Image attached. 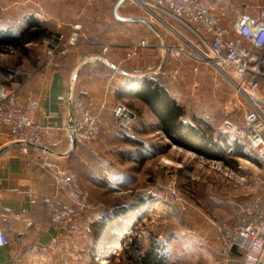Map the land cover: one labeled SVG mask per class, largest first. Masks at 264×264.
Masks as SVG:
<instances>
[{"label": "crops", "instance_id": "crops-1", "mask_svg": "<svg viewBox=\"0 0 264 264\" xmlns=\"http://www.w3.org/2000/svg\"><path fill=\"white\" fill-rule=\"evenodd\" d=\"M9 1L7 5L22 6L23 21L33 16L48 27L52 34L65 38L70 37L73 26L79 23L83 27V35L80 43L71 48L67 55L57 58L53 65L45 64L27 77L10 84L16 89L20 100H26L31 93L38 101L35 121L48 127L45 147L48 151L31 146L28 154L22 153V145L13 142L8 130L0 126V230L5 232L9 241L8 245L0 247V264H87L89 258L85 253L92 241V225L114 208L108 201L95 198L90 191L89 203L92 207L82 208L81 198L73 191L68 173H76L74 169H77L79 162L84 161L86 165L93 166L92 161H88L87 153L96 154L98 149H108V139L115 128L111 108L134 94V100L139 105L136 111L138 122L131 131L135 137L130 139L146 145L142 137L150 133V127L157 126V120L138 96L142 87L141 79L154 77L158 80L160 75H165L162 69L178 65L162 48L171 44L167 42V35L161 33L147 17L143 18L141 8L130 0L120 5L121 0H99L92 5H88L86 0ZM205 2L224 11L227 24L234 23L237 11L256 16L264 7V0ZM171 19L181 32H185L186 27L181 22L173 17ZM177 27L173 28L177 30ZM142 39L149 40V48L143 50L138 58L126 60L129 48ZM166 87L184 107V101L171 92V86ZM76 100L83 101L100 118L102 134L100 141L94 144L87 145L77 140L74 151L69 154L72 145L69 125L73 102ZM157 132L162 134L158 128ZM165 140L170 150L176 147ZM238 162L235 171L238 164H242ZM245 169L249 171L247 166ZM201 178V208L194 207V201H188L189 208L198 209L197 212L202 216L197 225L202 231L209 228L208 222L213 220L211 214L217 215L218 220L233 214L234 206L229 204V200L237 202L261 194L236 185L228 186L206 175ZM79 180L85 188L80 177ZM134 202H123L116 207ZM59 210L76 214L72 228L63 229L52 223V214ZM206 236L209 241V236ZM76 256L81 257L79 262ZM218 260H221V264H236L233 255L226 254Z\"/></svg>", "mask_w": 264, "mask_h": 264}, {"label": "rangeland", "instance_id": "rangeland-1", "mask_svg": "<svg viewBox=\"0 0 264 264\" xmlns=\"http://www.w3.org/2000/svg\"><path fill=\"white\" fill-rule=\"evenodd\" d=\"M7 1L10 2L0 0V29L19 32L24 28L23 8L18 4L7 5ZM140 13L143 18L147 17L146 19L161 33L167 35V42L173 46L176 45L179 37L171 28L151 17L143 9ZM165 19L173 27H177L171 17H165ZM186 30L181 32L177 27V31L196 43L197 37L190 29L186 28ZM48 39L49 37L29 45L28 54L9 47L1 48L0 84L10 87L12 82L27 77L28 74L45 65L49 48ZM183 57L181 60L184 67L180 77L160 75L158 81L165 86H171V92L184 101L186 115L183 121L185 123L193 122L207 135L222 142L221 127L227 119L240 121L242 117L237 109L244 98L237 92L230 78L206 65H202L195 73L192 68L193 61ZM181 60L174 59L175 64L179 66ZM134 96L135 94L120 101L136 112L139 105L134 100ZM112 123L115 128L109 136L108 149H98L96 154L87 153L88 161H92L93 166L86 165L84 161L79 162L74 171L91 195L93 193L95 198L103 199L104 202L108 201L111 208H118L116 205L123 202L127 204L129 201H136L140 198L149 199L144 209L128 222L126 229L117 231V236L120 239H125L126 235L131 238L139 236L144 239L146 245L151 238L156 239L164 244L170 264H221L222 259H218L226 254L233 255L236 264H242L243 254L237 250L225 249L218 240L217 224L231 220L232 215L218 220L217 215L211 214L213 220L208 222L210 226L203 232L197 226L202 220V216L197 212L199 210L196 211L193 207L183 210L180 204L171 201L169 191L174 186L181 193L187 205L190 199L194 201V207L201 208L202 200L199 199V195L203 192L201 177L206 175L228 186L236 185V187L247 188L252 193L258 194L261 193L258 186L238 184L236 180L230 181L225 174L229 175L230 172H234L235 164L239 161L238 163L249 168L248 172L251 176L254 175V178L259 179L264 175V166L256 162H252L251 165L245 164L238 149L229 150L222 145L226 154L225 159L216 160L222 162L221 168L213 169L210 167L212 164L207 160L214 159H207L178 146L170 150L165 137L157 132V126L150 127V133L142 137L146 140V145H144L153 149L147 150L146 147H139L141 149L139 151L145 157L140 163L137 160L138 149H133L129 143V139L135 137L134 133L123 132L115 120ZM101 134L98 139L85 143L89 145L99 142ZM128 152L133 154L132 157H136L135 162ZM121 192L125 194L121 195ZM73 224L75 225V222ZM131 226L132 230H130ZM72 227L73 225L70 228ZM206 235L209 236V241ZM126 240L130 241V239ZM116 243L115 247L103 250V258L91 259L87 264H126L122 254L123 246L117 241ZM85 254L89 258L88 252ZM80 260L81 257L78 262Z\"/></svg>", "mask_w": 264, "mask_h": 264}, {"label": "built area", "instance_id": "built-area-1", "mask_svg": "<svg viewBox=\"0 0 264 264\" xmlns=\"http://www.w3.org/2000/svg\"><path fill=\"white\" fill-rule=\"evenodd\" d=\"M98 1L86 0V3L92 5ZM130 1L178 33L179 41L175 46L169 44L162 47L171 58L181 60L185 56L193 61L195 73L202 65H206L232 80L235 89L244 98L237 109L242 118L240 121H224L221 127V144L229 150L238 149L245 164L256 162L264 166V7L256 16L246 11H237L234 23L227 24L226 13L205 0ZM165 17H173L190 29L197 37V42L173 28ZM82 32V25L77 23L68 39L59 34L50 35L46 65H53L57 58L67 55L71 48L77 46ZM149 46L148 39L140 40L129 48L126 60L138 58ZM179 62V66L167 67L162 71L167 76L180 77L184 64L182 60ZM38 108V101L33 94L30 93L22 101L16 89L0 84V126L8 130L13 142L22 145V153L25 154L29 153V148L33 145L46 147L49 130L47 126L36 123ZM111 113L125 133L131 132L138 122L137 113L124 102L116 103L111 108ZM70 123L76 140L93 141L101 134L100 118L81 100L73 102ZM207 162L212 164L210 167L213 169L221 168V161ZM68 176L73 191L81 198V207L91 208L90 193L83 188L78 175L69 172ZM225 176L230 181L236 180L238 184L258 186L261 195L237 202L229 200V204L234 206L232 219L217 224L218 240L225 249L241 252L244 264H264V175L259 179L254 178L240 164L236 171L229 175L226 173ZM169 196L183 210L189 208L174 186L170 188ZM75 218V213L59 210L52 214L51 221L56 227L69 229L74 225ZM8 243L7 235L0 230V247ZM105 248L100 250L98 259L104 257ZM76 259L79 260L80 256H76Z\"/></svg>", "mask_w": 264, "mask_h": 264}, {"label": "trees", "instance_id": "trees-1", "mask_svg": "<svg viewBox=\"0 0 264 264\" xmlns=\"http://www.w3.org/2000/svg\"><path fill=\"white\" fill-rule=\"evenodd\" d=\"M50 35L52 33L48 27L33 16H28L25 18L24 28L19 32L0 29V49L9 47L28 54L29 45ZM141 85L138 96L152 111L157 120V128L171 145L209 159H225L226 154L219 140L207 135L201 127L183 121L186 115L184 107L177 102L164 84L154 77H145L141 79ZM129 142L138 148L145 147L144 143L138 140L130 139ZM146 149L149 150L148 147ZM138 152L137 160L141 163L145 157L141 151ZM128 153L132 160H135L136 157H132L131 152ZM148 201L149 199L140 198L131 205L115 208L92 225V241L87 249L89 262L91 259L97 260L102 247L105 248L106 245L117 241L123 246L122 254L126 264H170L164 244L156 239L151 238L146 245L144 239L139 236L131 238L126 235L125 239L117 236V231L126 229L128 222L144 209ZM126 239L130 241L127 242Z\"/></svg>", "mask_w": 264, "mask_h": 264}, {"label": "water", "instance_id": "water-1", "mask_svg": "<svg viewBox=\"0 0 264 264\" xmlns=\"http://www.w3.org/2000/svg\"><path fill=\"white\" fill-rule=\"evenodd\" d=\"M125 0H121L120 1V3H119V5L121 4V3H123ZM118 5V6H119ZM117 14V13H116ZM120 19H122V18H120ZM122 20H126V21H130V20H133V19H122ZM146 21V20H145ZM69 135H70V138H71V143H72V145H71V148H70V150H69V154H71L73 151H74V149H75V146H76V137H75V134H74V132H73V125H72V123H70V125H69ZM34 147H37V148H39V149H41V150H45V151H48V149L47 148H45V147H43V146H39V145H33Z\"/></svg>", "mask_w": 264, "mask_h": 264}, {"label": "bare ground", "instance_id": "bare-ground-1", "mask_svg": "<svg viewBox=\"0 0 264 264\" xmlns=\"http://www.w3.org/2000/svg\"><path fill=\"white\" fill-rule=\"evenodd\" d=\"M173 32H175L176 34H178L175 30H173ZM115 243H116V242H115ZM115 243H114V242L111 243V244H110L108 247H106V248H109V249H110V248H112V247H115V245L117 244V243H116V244H115ZM105 250H106V249H105ZM105 250H104V251H105Z\"/></svg>", "mask_w": 264, "mask_h": 264}]
</instances>
